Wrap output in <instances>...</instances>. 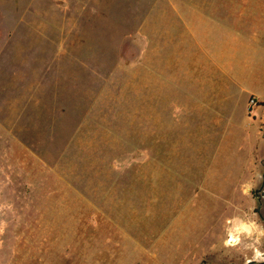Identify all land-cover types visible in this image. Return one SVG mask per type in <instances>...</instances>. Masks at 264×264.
Segmentation results:
<instances>
[{"label":"rangeland","instance_id":"rangeland-1","mask_svg":"<svg viewBox=\"0 0 264 264\" xmlns=\"http://www.w3.org/2000/svg\"><path fill=\"white\" fill-rule=\"evenodd\" d=\"M153 1L0 0V264H264V80L189 128L154 89ZM262 8L233 5L260 38L241 77L264 79Z\"/></svg>","mask_w":264,"mask_h":264},{"label":"crops","instance_id":"crops-1","mask_svg":"<svg viewBox=\"0 0 264 264\" xmlns=\"http://www.w3.org/2000/svg\"><path fill=\"white\" fill-rule=\"evenodd\" d=\"M252 1L255 0H154L151 17L144 18L148 21L151 18V24H143V28L150 27L151 31L155 92L160 93V83L164 89L162 94L170 89L173 97L168 107L170 104L169 109L173 106L175 110L176 103L184 108L189 128L194 120L199 125L206 122L215 127L224 117H228L227 124H231L230 117L239 105L245 116L254 110L249 99L253 98L255 104L261 101L257 95L264 79L241 77L236 70L239 64L235 62L240 49L249 48L260 40L257 35L246 33L249 19L233 11V5L251 4ZM261 13L264 16V8ZM261 16L254 20L264 19ZM165 77L170 82L174 77L178 84L185 85L184 106L179 100L180 93H174L173 87L163 80ZM261 104L256 126L252 124L255 116L252 123L246 116L244 119L245 127L253 132L256 127L251 149L256 148L259 126L264 121V100ZM253 159L254 155L249 161Z\"/></svg>","mask_w":264,"mask_h":264},{"label":"built area","instance_id":"built-area-1","mask_svg":"<svg viewBox=\"0 0 264 264\" xmlns=\"http://www.w3.org/2000/svg\"><path fill=\"white\" fill-rule=\"evenodd\" d=\"M249 104L251 105L255 104V100L253 98L249 99Z\"/></svg>","mask_w":264,"mask_h":264},{"label":"water","instance_id":"water-1","mask_svg":"<svg viewBox=\"0 0 264 264\" xmlns=\"http://www.w3.org/2000/svg\"><path fill=\"white\" fill-rule=\"evenodd\" d=\"M262 194L264 195V191H262Z\"/></svg>","mask_w":264,"mask_h":264}]
</instances>
